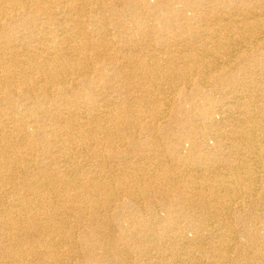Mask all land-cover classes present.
<instances>
[{
	"label": "bare ground",
	"instance_id": "bare-ground-1",
	"mask_svg": "<svg viewBox=\"0 0 264 264\" xmlns=\"http://www.w3.org/2000/svg\"><path fill=\"white\" fill-rule=\"evenodd\" d=\"M263 208L264 0H0V264H264Z\"/></svg>",
	"mask_w": 264,
	"mask_h": 264
},
{
	"label": "rangeland",
	"instance_id": "rangeland-1",
	"mask_svg": "<svg viewBox=\"0 0 264 264\" xmlns=\"http://www.w3.org/2000/svg\"><path fill=\"white\" fill-rule=\"evenodd\" d=\"M237 207V206H236ZM249 206H246V208H244V209H246L247 210V212H248V210L250 209V208H248ZM264 209V208H263ZM242 210V209H241ZM241 210L239 209V210H235V212H234V214L236 215V214H238V213H240L241 212ZM262 212H264V210H260L259 212H257L259 215L262 213ZM238 226H240L241 224H240V222H237L236 223ZM240 227H242V226H240ZM260 229H262V228H258V230H260ZM238 241H243L242 239H240V240H238ZM251 243H253V244H256L257 242L256 241H253V242H251ZM32 245L31 244H28L27 245V247H31ZM197 252V251H196Z\"/></svg>",
	"mask_w": 264,
	"mask_h": 264
}]
</instances>
